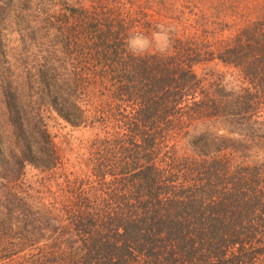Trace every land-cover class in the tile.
Returning <instances> with one entry per match:
<instances>
[{
    "label": "trees",
    "instance_id": "16d2710c",
    "mask_svg": "<svg viewBox=\"0 0 264 264\" xmlns=\"http://www.w3.org/2000/svg\"><path fill=\"white\" fill-rule=\"evenodd\" d=\"M98 1L91 13L66 7L64 20L47 23L41 17L40 25H29V39L22 40L26 49L36 43V33L48 36L38 41L34 61L24 64L22 89L12 86L7 96L6 133L0 127L3 231L12 236L20 213L27 211V243L39 255L26 264H264L263 166L245 161L252 145L264 143V123L253 126L252 137L248 129L240 137L198 136L192 142L195 157L179 156L172 137L219 111H229L239 130L248 125L244 113L262 104L255 102L259 95L243 87L246 95L225 90L213 96L195 66L217 60L238 67L264 96V0H186L201 9L191 18L190 11L172 16L169 5H161L156 18L131 0L123 11L115 7L119 0L110 8L108 0ZM11 5L7 0L0 9ZM221 17L223 26H231L225 38H219ZM157 22L173 27L171 52L128 54L126 34L138 27L150 32ZM206 22L214 28L200 27ZM78 57L91 59L79 69L92 73L91 86L105 90L111 82L123 111L99 145L93 187L71 180L77 186L68 190L77 199L65 205L68 227L61 230L70 245L56 247L40 244L51 228V209L36 219L28 191L9 183L18 181L28 165L52 169L57 164L60 155L46 110L72 125L84 120L87 110L78 97L86 80L77 83L69 62ZM226 94L234 106H223ZM99 117L94 123L103 126ZM237 154L245 159L237 161ZM109 169L116 171L110 181Z\"/></svg>",
    "mask_w": 264,
    "mask_h": 264
},
{
    "label": "rangeland",
    "instance_id": "374dc122",
    "mask_svg": "<svg viewBox=\"0 0 264 264\" xmlns=\"http://www.w3.org/2000/svg\"><path fill=\"white\" fill-rule=\"evenodd\" d=\"M6 1L7 0H0V4H4ZM10 1L12 3L11 6L0 9V40L2 46V51H0V127L3 133H6L4 123H6L8 117V93H12V86L14 89H22L23 79L21 72L24 70V64L34 61V54L36 51H39L38 41H46L48 37L46 36V31L45 35L40 31L39 34L36 33V43L32 44V46L30 44L28 47V40L26 42L27 48L24 49L23 47L25 46L22 45V40L23 38H26V40L29 39L27 32L29 25L37 27L41 24V17H47V23L49 19H54L55 21L58 17L60 21L64 20L66 19V17H64V9H66V7H82V9L91 13L94 11V6L99 3L98 0ZM119 1L120 2L115 7H120V11L125 10L129 1ZM131 1L134 2L136 8H143L156 18H159L160 7L163 5H169L167 6L169 8L168 13H171L172 16L176 14L188 16L190 11L191 18L194 16L192 13L201 10L192 2L188 4L189 2L186 0ZM114 3V0H108V5L106 7H113ZM183 6H185V9H181ZM225 20L226 19L223 17L220 18L221 29L222 27H224V29L219 31V35H221L219 38H225L231 34L230 24H228L230 27L228 25L223 26V21ZM201 26H206L208 30H212L215 25L206 22L205 24H201L200 27ZM36 44V49L33 50ZM80 57L72 60L69 58V62L71 64L70 69L75 68L78 73L76 74L77 83L79 84V79L86 80V82L82 83L83 89L81 88L85 94L79 93L78 97L82 102L83 108L87 110L84 114V122L82 121L80 125H72L63 119L56 111L52 109L46 110L47 126L60 155L57 164L52 169H43L41 167L28 165L24 174L18 181L9 183L11 186H17L18 189L22 187L28 191L26 198H29L32 201L31 203H33L36 219L40 217V213L43 214L48 208L51 209V215L47 218L48 220L51 219L49 223L51 228L48 230V236L42 239L40 244L45 243L46 245L56 247L59 244L64 247L70 245L69 240L66 241L61 235V233H63L61 230L63 229L66 231L68 227L69 218L65 215L66 212L63 210L66 209L65 205L70 203L73 198L74 200L77 199V197L71 195L70 190H68L77 186L74 182L71 183V180H78L81 182L80 185H85L87 188L93 187L95 183V176L93 175L94 164L98 161L97 157L100 154L98 152L100 148L99 145L106 135V131H112V123H115L118 116L120 117L119 109L123 111V106L118 107L116 105L119 100L112 96L111 88L113 86L111 82H108L105 90L101 87L95 88L88 83V79L92 77V73L86 70L84 71V68H82L83 70L79 69L82 67V64H84L85 59L88 61L91 59L87 57L81 61ZM195 70L204 80L206 87H211L210 93L213 96L217 97L218 93L225 90L229 91V93L230 91L244 93L243 87H251L254 95L256 94L260 97H257V100H255L256 104H262L259 106L257 105V107L252 105L250 111L244 113L243 117L247 119L248 125L242 127L241 130L238 129L229 111H219L213 114L212 118L208 120L200 119L196 124H192V127L187 126L185 131L172 136L176 150L178 154H180L179 156H198L192 144L198 136L213 137L215 135H226L228 137H240V133L246 132V129H248L252 137L253 126L261 128L264 123V96H261L263 92H257V88H255L252 80L249 79L240 68L230 64H225L217 60L207 61L203 64L196 65ZM93 79H97V81L102 84V80L99 77L95 76ZM217 86L220 87L217 88L219 91L216 90ZM244 94L246 95L247 93ZM225 96L223 106L225 104L227 107L234 106L232 103L234 98L230 94H226ZM114 105L117 108H115ZM98 116L101 117L98 119H105L103 120V122L105 121L103 126L100 123H94L93 117ZM104 124L106 126H104ZM169 135H171V132ZM170 137L171 136H169V138ZM248 152L245 161L254 164L258 163L256 165L263 166L262 175L264 177V143L252 145ZM236 156H238L237 161H243L245 159L243 154H237ZM113 173H116V171L110 170L107 173L106 178L109 181L116 178ZM87 188L83 191L92 192V189ZM27 214L26 210L20 213L21 222L12 227V236L5 234L3 230H5L4 228L6 225L0 223V263L26 264L27 260L33 258L34 254L39 255L38 248H30L27 243V233L25 232L27 223L25 215ZM12 221H14V219ZM47 250L48 249L40 252L42 257L46 255Z\"/></svg>",
    "mask_w": 264,
    "mask_h": 264
},
{
    "label": "clouds",
    "instance_id": "9594fccd",
    "mask_svg": "<svg viewBox=\"0 0 264 264\" xmlns=\"http://www.w3.org/2000/svg\"><path fill=\"white\" fill-rule=\"evenodd\" d=\"M172 32V25L164 22H157L150 32L135 28L126 34L123 46L134 57H143L149 53L167 56L173 46Z\"/></svg>",
    "mask_w": 264,
    "mask_h": 264
}]
</instances>
